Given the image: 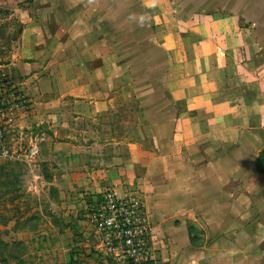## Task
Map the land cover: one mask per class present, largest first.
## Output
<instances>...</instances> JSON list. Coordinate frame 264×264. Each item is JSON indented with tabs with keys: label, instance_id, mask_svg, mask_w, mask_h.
<instances>
[{
	"label": "crops",
	"instance_id": "obj_1",
	"mask_svg": "<svg viewBox=\"0 0 264 264\" xmlns=\"http://www.w3.org/2000/svg\"><path fill=\"white\" fill-rule=\"evenodd\" d=\"M182 11L161 40L157 82L142 86L91 49L94 29L71 35L79 19L59 34L62 21L42 18L47 35L28 19L0 58L27 100L8 138L18 127L22 160H40L60 194L81 191L85 211L107 189L139 193L153 233L169 235L155 264H264V13ZM189 228L210 243L193 245Z\"/></svg>",
	"mask_w": 264,
	"mask_h": 264
},
{
	"label": "rangeland",
	"instance_id": "obj_2",
	"mask_svg": "<svg viewBox=\"0 0 264 264\" xmlns=\"http://www.w3.org/2000/svg\"><path fill=\"white\" fill-rule=\"evenodd\" d=\"M261 5L264 0H0V58L7 61L19 48L28 19L45 35L51 27L40 26L42 18L62 21L54 27L59 34L69 33L64 26L67 18L79 19L77 25H69L71 35H88L94 29L97 40L91 49L108 53L105 62L117 68L118 79L152 84L158 80L161 40L169 31L175 32L181 7L187 9L182 11L187 17L234 11L245 18L264 13ZM91 61L97 66L104 60ZM15 128L13 143L24 152L29 144ZM33 164L0 160V264H72L75 259L100 263L97 240L93 233L89 235L87 213L78 196L81 191L60 194L51 184L52 171L40 160ZM189 232L193 245L210 243L203 233L190 228ZM153 236L160 254V249H170L168 234L155 229Z\"/></svg>",
	"mask_w": 264,
	"mask_h": 264
},
{
	"label": "built area",
	"instance_id": "obj_3",
	"mask_svg": "<svg viewBox=\"0 0 264 264\" xmlns=\"http://www.w3.org/2000/svg\"><path fill=\"white\" fill-rule=\"evenodd\" d=\"M18 86L0 68V160L23 159L21 148L8 138L12 117L26 105ZM88 224L97 243L100 263L76 260L72 264H155L151 219L137 192L118 196L107 189L86 210Z\"/></svg>",
	"mask_w": 264,
	"mask_h": 264
},
{
	"label": "trees",
	"instance_id": "obj_4",
	"mask_svg": "<svg viewBox=\"0 0 264 264\" xmlns=\"http://www.w3.org/2000/svg\"><path fill=\"white\" fill-rule=\"evenodd\" d=\"M264 156H261V158ZM261 158H259V166L262 164Z\"/></svg>",
	"mask_w": 264,
	"mask_h": 264
},
{
	"label": "clouds",
	"instance_id": "obj_5",
	"mask_svg": "<svg viewBox=\"0 0 264 264\" xmlns=\"http://www.w3.org/2000/svg\"><path fill=\"white\" fill-rule=\"evenodd\" d=\"M153 2L155 3V0H153Z\"/></svg>",
	"mask_w": 264,
	"mask_h": 264
}]
</instances>
